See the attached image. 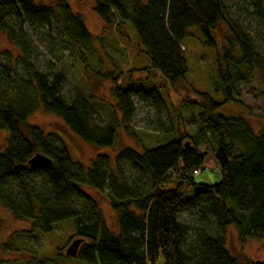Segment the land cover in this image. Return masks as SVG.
Returning a JSON list of instances; mask_svg holds the SVG:
<instances>
[{
  "label": "trees",
  "instance_id": "trees-1",
  "mask_svg": "<svg viewBox=\"0 0 264 264\" xmlns=\"http://www.w3.org/2000/svg\"><path fill=\"white\" fill-rule=\"evenodd\" d=\"M226 1L95 0L94 10L110 27L130 22L152 66L175 85L188 71L183 51L187 37L195 36L190 29L216 46L214 34L224 22L232 32L228 52L233 53L236 45L242 52L238 59L231 56L232 74L220 70L227 82V99H234L237 82L261 71L264 54ZM251 4L264 24V0ZM54 17L73 46L91 47L93 36L69 0H0V32L16 49L0 54V127L9 133L7 146L0 150V204L16 218L29 221L38 233L71 222L75 236L84 240L79 253L67 257L84 264H157L160 256L164 264H264V260L241 263L229 249L227 237L234 224L242 237L264 233V127L257 131L242 116L215 113L221 102L199 92L203 104L189 101L196 133L178 134L143 151L127 147L116 154L115 171L111 156L98 153L86 170L72 160L65 145H58L55 137L28 120L43 105L85 142L112 146L117 137V120L107 125L95 121L93 95L67 96L64 71L37 67L26 28L50 35ZM106 76L117 81L112 71ZM159 88L163 87L123 88L115 82L113 95L127 129L135 111L134 94L161 104ZM202 145L205 152L199 148ZM37 153L50 157L52 166L32 167L29 160ZM209 153L222 170V180L197 183L195 176ZM123 166L145 180H129ZM82 183L106 193L118 213V231L108 227ZM186 185L199 188L189 199H184ZM184 212L194 213L196 222L182 219Z\"/></svg>",
  "mask_w": 264,
  "mask_h": 264
},
{
  "label": "rangeland",
  "instance_id": "rangeland-1",
  "mask_svg": "<svg viewBox=\"0 0 264 264\" xmlns=\"http://www.w3.org/2000/svg\"><path fill=\"white\" fill-rule=\"evenodd\" d=\"M69 1L72 9L84 18L93 36V44L88 48L73 46L63 35L60 20L54 17L50 35L40 29L26 28L34 44L36 65L42 70L51 68L65 72V95H93L95 121L107 125L112 120H117V137L112 146L97 147L85 142L43 105L28 120L55 137L58 145H65L72 160L82 163L86 170L98 153L111 156L115 171V156L127 147L143 151L146 147L161 144L178 134L196 133L198 127L189 101L203 104L199 92H207L221 102L215 113L242 116L257 131L264 127V65L261 71L254 70L247 77L240 78L234 99H227V82L221 77L220 70L232 74L231 56L238 59L242 52L238 45L233 53L228 52L232 32L224 22L214 34L216 46L206 44L203 34L190 29L195 36L187 37L183 51L188 71L175 85L152 66L150 57L145 47L140 45L130 22L110 27L94 10L95 0ZM42 2L54 3V0ZM226 3L233 17L248 28L259 51L264 54V24L257 16L251 0H227ZM6 50L16 51L7 35L0 32V54ZM109 71L117 75V81L106 76ZM115 82L123 88L146 90L161 85L163 88L159 90L164 101L156 104L150 100H142L135 93V111L127 129L113 95ZM195 107L200 109L199 106ZM8 137V130L0 127V150L7 146ZM185 140L191 141L188 137ZM199 148L202 152L206 151L204 145ZM123 170L129 180L137 177L145 180L128 166H123ZM222 176L215 157L209 153L200 173L196 174L195 181L216 184L222 180ZM80 185L96 200L108 227L112 231H118V213L113 209L106 193L87 183ZM198 190L197 186L186 185L184 199L193 197ZM76 205L81 206L79 202ZM181 217L192 223L197 220L192 212H184ZM0 220L3 221L0 229V264H84L78 258L67 257L65 254L67 247L78 238L71 222L58 224L53 232L38 233L33 231L29 221L16 218L4 204H0ZM227 237L229 249L241 263L264 260V233L259 237H242L234 224L229 227ZM157 264H164L163 256H160Z\"/></svg>",
  "mask_w": 264,
  "mask_h": 264
},
{
  "label": "water",
  "instance_id": "water-1",
  "mask_svg": "<svg viewBox=\"0 0 264 264\" xmlns=\"http://www.w3.org/2000/svg\"><path fill=\"white\" fill-rule=\"evenodd\" d=\"M186 146H189V142L186 143ZM29 164L32 167H50L53 164V161L50 157L42 153L35 154L30 160ZM83 238H77L67 247L65 254L67 256H75L79 253L80 247L83 243Z\"/></svg>",
  "mask_w": 264,
  "mask_h": 264
},
{
  "label": "flooded vegetation",
  "instance_id": "flooded-vegetation-1",
  "mask_svg": "<svg viewBox=\"0 0 264 264\" xmlns=\"http://www.w3.org/2000/svg\"><path fill=\"white\" fill-rule=\"evenodd\" d=\"M3 226V221L0 220V229L2 228Z\"/></svg>",
  "mask_w": 264,
  "mask_h": 264
}]
</instances>
